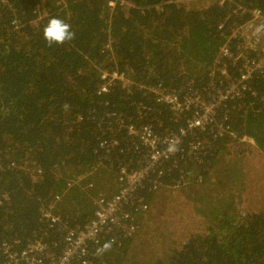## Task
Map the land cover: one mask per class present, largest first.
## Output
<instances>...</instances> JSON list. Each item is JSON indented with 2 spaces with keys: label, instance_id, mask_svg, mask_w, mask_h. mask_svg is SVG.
<instances>
[{
  "label": "trees",
  "instance_id": "trees-1",
  "mask_svg": "<svg viewBox=\"0 0 264 264\" xmlns=\"http://www.w3.org/2000/svg\"><path fill=\"white\" fill-rule=\"evenodd\" d=\"M253 12L264 15V0H0V264L8 244L22 252L34 239L48 247L39 264H52L67 230L84 229L97 200L118 194L122 168L144 166L148 151L129 129L149 127L163 138L194 116L195 107L173 111L151 91L183 101L235 84L244 59L236 66L217 59L223 45L256 59L233 37ZM52 16L71 24V42L45 45L41 30ZM205 42L219 47L207 61ZM115 72L129 85L115 82L100 94L103 73ZM244 87L147 172L135 203L101 235V243L115 240L112 250L97 257V242L88 244L87 264H130L129 251L131 264H264L263 74ZM234 152L245 167L224 163ZM213 171L235 188L225 203L235 207L226 238L198 219L201 209L185 217L190 202L171 198L182 189L187 199ZM79 180L86 187L77 201L70 187ZM206 197L198 194L193 207ZM44 214L61 217L65 230L51 228Z\"/></svg>",
  "mask_w": 264,
  "mask_h": 264
},
{
  "label": "built area",
  "instance_id": "built-area-1",
  "mask_svg": "<svg viewBox=\"0 0 264 264\" xmlns=\"http://www.w3.org/2000/svg\"><path fill=\"white\" fill-rule=\"evenodd\" d=\"M108 5L110 8H113L115 2L109 1ZM233 37L239 39L241 48L257 53L259 59L257 57L256 59H248L242 55L235 56L228 45H223L217 61L227 60L236 66L237 62L244 59L239 69L240 77L234 82L235 84H231L220 90H215L207 96H202L194 92L191 97L184 98L183 101L168 92L166 94H160L159 92L151 91V93H154L160 98V102L164 103L173 111H181L184 108L190 111V107H195L194 116L188 120L186 126L180 130L179 134L163 136V138L158 137L149 127H145L138 132L133 128L129 129V136H137L141 146L148 151V157L144 166L138 170L129 171L122 168L119 175L122 188L118 194L108 199L97 200L93 219L84 229L67 230L70 232L64 239V250L53 260L52 264H73V262L87 264L86 254L88 244L99 241L105 231L119 224V215L125 207L135 203L133 201V193L137 187H140L147 172L149 170H156L162 161L174 157L182 139L188 133L196 129L203 130L211 120L213 121L212 117L216 109L227 101L234 99L240 93V90H244V83L250 79L252 74H263L264 78V15L262 16L260 12H253L250 22L242 26L239 30H236L233 33ZM217 65L219 64L217 63ZM221 73L225 75L226 71L223 69ZM101 80L102 83L99 86L100 94L108 93L110 87L115 82L121 83L123 88L129 85L126 78L116 72L113 74L103 73ZM238 87L240 89H237ZM244 140L252 146L255 145L252 139L248 138ZM43 217L48 221L51 228L57 226L58 229L65 230L61 217L51 218L47 214H44ZM124 218H127V215ZM8 246L5 250V256H3L6 264H39L40 262L37 259L48 250V247L40 239H34V242L22 252H18L12 244H8Z\"/></svg>",
  "mask_w": 264,
  "mask_h": 264
},
{
  "label": "rangeland",
  "instance_id": "rangeland-1",
  "mask_svg": "<svg viewBox=\"0 0 264 264\" xmlns=\"http://www.w3.org/2000/svg\"><path fill=\"white\" fill-rule=\"evenodd\" d=\"M201 49L204 52V60L207 61V55H214L215 56V51L219 48L217 44L214 42L212 44H208L207 42L205 43H199ZM211 45L213 47H211ZM251 139L250 137H245L244 139ZM237 154L234 152L232 156L228 157L227 155L224 156V163L232 165V163L236 164H242V166H246L244 162V158L240 157L239 160L236 159ZM222 166V165H220ZM223 167V166H222ZM224 168V167H223ZM219 172L222 173V168H219ZM226 177L224 174L220 175L216 172H211L208 181L206 184H203L202 186L198 187V190L195 192H192V194L189 196L186 193L187 199H184V194H182V189L177 192V194L180 196L178 197L177 195L171 194V198L176 200L178 204H180L181 201L185 202L188 200L190 202L191 209L186 211V215L188 214H193V210L201 209V212L199 213L198 219L206 222L208 226L214 230V233L220 234L223 238H226L228 234L232 236L234 231L232 229H229L227 227V223L233 219L232 217V206L227 207L225 203L227 201L230 202V197L232 194H235V188H232L231 191L228 190V185H225ZM75 182V181H74ZM72 182V187H70L71 190V195L74 197L76 194H79V199L77 201L81 200L84 198L82 192H81V187L84 188L86 187L82 185V181L79 180L78 183ZM220 183H223L222 187H220ZM77 184V185H76ZM85 192L89 191L91 192L94 196L100 194V192H96L95 189L92 187L88 186L85 190ZM80 192V193H79ZM88 193V192H87ZM204 193L207 197L203 202H200L197 204V206H194L195 199L198 194ZM76 201V199H75ZM166 216H164L165 219ZM180 218H177L175 222H173V225L176 224L179 221ZM228 229V230H227ZM130 254V251H129ZM128 254L127 261L131 264V260H133V257H131ZM149 257V252L147 253ZM134 256V253H133ZM147 257V259H148ZM146 259V260H147Z\"/></svg>",
  "mask_w": 264,
  "mask_h": 264
},
{
  "label": "clouds",
  "instance_id": "clouds-1",
  "mask_svg": "<svg viewBox=\"0 0 264 264\" xmlns=\"http://www.w3.org/2000/svg\"><path fill=\"white\" fill-rule=\"evenodd\" d=\"M41 38L47 47L60 46L71 42L75 38V32L66 20L52 16L48 18L47 23L42 28ZM97 244L98 247H96L94 255L102 257L112 250L115 240H105L102 243L97 241Z\"/></svg>",
  "mask_w": 264,
  "mask_h": 264
}]
</instances>
